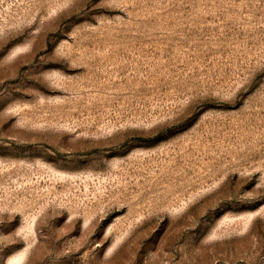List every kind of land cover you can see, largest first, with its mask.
Instances as JSON below:
<instances>
[{
    "label": "rangeland",
    "instance_id": "374dc122",
    "mask_svg": "<svg viewBox=\"0 0 264 264\" xmlns=\"http://www.w3.org/2000/svg\"><path fill=\"white\" fill-rule=\"evenodd\" d=\"M17 257L264 264V0H0Z\"/></svg>",
    "mask_w": 264,
    "mask_h": 264
},
{
    "label": "bare ground",
    "instance_id": "6f19581e",
    "mask_svg": "<svg viewBox=\"0 0 264 264\" xmlns=\"http://www.w3.org/2000/svg\"><path fill=\"white\" fill-rule=\"evenodd\" d=\"M17 258H18V259H17ZM17 258H16V260H15V259H13L14 261H13V263H12V264H14V263H15V264H18V263H20V261H21L20 259H21V258H20V257H17ZM11 262H12V261H11Z\"/></svg>",
    "mask_w": 264,
    "mask_h": 264
}]
</instances>
